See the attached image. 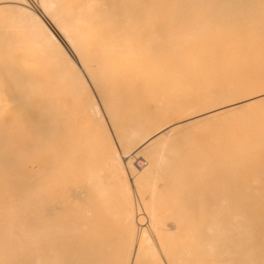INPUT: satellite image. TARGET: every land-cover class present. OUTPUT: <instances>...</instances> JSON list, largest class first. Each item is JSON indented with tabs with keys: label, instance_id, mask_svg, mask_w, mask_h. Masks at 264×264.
Returning <instances> with one entry per match:
<instances>
[{
	"label": "bare ground",
	"instance_id": "bare-ground-1",
	"mask_svg": "<svg viewBox=\"0 0 264 264\" xmlns=\"http://www.w3.org/2000/svg\"><path fill=\"white\" fill-rule=\"evenodd\" d=\"M0 264H264V0H0Z\"/></svg>",
	"mask_w": 264,
	"mask_h": 264
},
{
	"label": "rangeland",
	"instance_id": "rangeland-1",
	"mask_svg": "<svg viewBox=\"0 0 264 264\" xmlns=\"http://www.w3.org/2000/svg\"><path fill=\"white\" fill-rule=\"evenodd\" d=\"M34 1H36V0H29V3L31 4V5H33L34 6ZM90 85V84H89ZM91 89L93 90V88H92V86H91ZM93 93H94V91H93ZM95 97H96V100H97V102H98V104H99V107H100V109H101V114L103 115V119H104V121H103V124L105 125V127H106V130H107V132L109 133V135L111 136V138H112V140H113V142H114V145H115V147L117 148V150L119 151V153H121L122 154V158H123V165H124V168H125V170H126V172H127V175H128V178H129V182H130V184H131V186H132V188H133V204H134V207H135V213H136V215H137V218H139V217H141V218H139V220L137 219V227L139 228H146L147 227V223H148V220H147V216H146V214H145V210L142 208L143 207V204H142V200H141V197H140V194H138V192H136V190L134 189L135 187H134V185H133V179H132V176H131V174H130V172H133V170H135V169H141V168H144L145 167V165H146V160H145V154H138L137 156H134V153L133 152H129V153H123L122 152V149L120 148V144H119V141H118V135H116L117 133H115L114 132V130L111 128L112 126L110 125V123H109V120H108V118H107V116H106V114H105V111H104V108H103V106L101 105L102 103L100 102V100L98 99V97L95 95ZM69 99V98H68ZM67 99V100H68ZM62 100V99H61ZM60 100V101H61ZM70 101H72L73 103H72V105H76L75 106V110L72 108V110L70 109L71 107H69L68 105V103H66V107H67V109H69V110H64V109H66V107L64 108L63 106H61L62 108H63V110H62V115L63 116H65L66 117V119L65 120H69L68 119V117L70 118V114L68 115L67 114V111H68V113L69 112H71V114L73 115V117H71L70 119V122L68 121H64V123H63V127H66L67 126V124L69 123H72V124H74V126L72 127L73 128V130H74V132H73V130H72V128H71V124H70V126H67V127H69V130L71 129V131L75 134V136L77 135V137H78V140H79V138L81 137V135H78L80 132H79V130L81 129V133H85L84 131H87L88 133H91L92 132V130L90 129V128H92V126L90 125H88L89 123L91 124V121L89 120L88 121V115L86 114V112H83V110L82 109H80V106H78L79 104H78V101L76 100V99H74L73 98V100H71V98L69 99ZM68 100V101H69ZM64 101V103H65V99L63 100ZM75 101V102H74ZM57 103H58V99H57ZM62 104H63V102H61ZM76 103V104H75ZM59 104V109H60V102L58 103ZM70 106H71V102H70ZM77 106H78V109L80 110H77ZM61 108V109H62ZM74 110V111H73ZM60 111V110H59ZM64 111H66V113L64 112ZM59 113H61V112H59ZM85 114H86V116H85ZM61 115V114H60ZM59 115V116H60ZM71 115V116H72ZM58 116V117H59ZM68 116V117H67ZM60 118H61V116H60ZM59 118V119H60ZM64 118V117H63ZM59 121V120H58ZM60 121H63L62 119L60 120ZM67 124H66V123ZM89 122V123H88ZM65 124H66V126H65ZM60 126H62L61 125V122H60V124H59ZM87 125V126H86ZM59 126V127H60ZM80 128L81 126H83V129H82V127L79 129L78 127ZM89 126V127H88ZM66 127V128H67ZM89 128V129H88ZM60 129V131H62V129L61 128H58V130ZM64 129V128H63ZM85 129H87V130H85ZM68 130V128H67V130H63L62 131V133H63V135H61L62 137L65 135V138L67 137V134L70 132ZM64 131H65V133H64ZM66 132H68L67 134H66ZM71 132V133H72ZM76 132H79V133H76ZM86 132V133H87ZM70 133V136L72 137V134ZM80 133V134H81ZM87 133V134H88ZM73 134V135H74ZM69 135V134H68ZM85 135V134H84ZM90 135V134H89ZM89 135H87L86 136V138H85V136H82L81 137V140H79V142L77 141V143H76V141H75V139H76V137H72V139L74 138V140H72L73 142H75V143H73V144H79L81 141H85V140H87V138H89L90 136ZM69 136V138H71ZM68 138V137H67ZM65 140V139H64ZM67 141H68V139H66ZM71 140V139H70ZM69 142V141H68ZM71 142V141H70ZM69 142V143H70ZM82 144H84L83 142H81ZM80 143V144H81ZM88 143V142H87ZM132 154V155H131ZM128 158V159H127ZM104 165V164H103ZM16 164H14V168H16ZM101 170H102V173H103V175H104V177L105 176H107V174H106V172H105V170L103 169V167H102V165H101ZM12 174H14V176L12 175ZM10 176H11V180H9V181H6V182H8V183H6L7 185H5V188H6V190L8 191V192H10L11 194H10V196H11V201H12V203H13V205H14V207H15V205H17V206H19V207H21L22 208V201L19 199V197H17V194L15 193V190H14V179H18V181H21L22 179L18 176H16V173L15 172H13ZM210 175H206L205 176V179H207V177L208 178H210L209 177ZM17 177V178H16ZM201 177L202 176H199L198 178V180H200L201 179ZM219 177V176H218ZM193 178V177H192ZM192 178H189L188 179V181L191 179L192 180ZM196 178V177H195ZM211 178H213V180L214 181H216L217 180V178H216V176L214 175V177H213V175H212V177ZM228 178V177H227ZM230 179H229V181H227V182H222L221 181V183H222V187H221V185L219 186V184H217V186H219V187H221V189H217V187H215V182L213 181H210V182H212V183H210V182H208V183H210V184H212L213 185V187H215L216 189H217V191H219V193L220 192H222V191H225V192H227V188L225 187V184L227 183L228 184V189H229V185H230V183L232 182L231 180L233 179V178H231V177H229ZM150 179V182L149 181H147V182H149L148 184H149V187L151 188V189H154L153 188V186L151 185V183L154 185V183H155V181H154V183H153V181L152 180H156V177L154 176H151L150 178H148L147 180H149ZM152 179V180H151ZM194 179V178H193ZM202 179L203 180H200L199 182H201V181H203L201 184H200V186H196V184H193V183H197V178L195 179L196 181H194V180H192V182H191V187H190V185L189 186H187V188H189V189H194V190H188V191H191V192H193V191H200V192H202V190H204V186L202 187L203 189H199V187H201L202 185H208V183L207 182H204V176L202 177ZM216 179V180H215ZM220 179V178H219ZM219 179H218V181H219ZM223 179H225V178H222V180ZM160 180V182H158V177H157V180H156V182H157V184H159L160 183V185H159V187L161 186V192H163L164 191V188L165 187H163L162 185V182H164V180H162V179H159ZM221 180V179H220ZM228 180V179H227ZM226 181V180H225ZM190 182V181H189ZM10 183V184H9ZM206 183V184H205ZM220 183V182H219ZM220 183V184H221ZM190 184V183H189ZM210 184L208 185V189H207V185L205 186V188L208 190V192H210L211 190L212 191H214L215 189L212 187V188H209V186H210ZM11 185V186H10ZM211 185V186H212ZM158 186V185H157ZM156 186V184H155V187H157ZM197 188L196 190H195V187ZM210 186V187H211ZM234 190H235V187L233 186V184H231L230 185ZM162 187H163V189H162ZM225 187V188H224ZM158 188V187H157ZM157 188H156V191H157ZM186 188V189H187ZM13 189V190H12ZM205 189V191L207 192V190ZM210 189V190H209ZM214 189V190H213ZM230 190L229 189V191H231V192H233L234 190ZM160 190V189H159ZM158 190V192H160ZM183 190H184V188H183ZM182 191V190H181ZM180 191V192H181ZM187 191V190H186ZM205 191H203L204 193H205V196H206V192ZM228 191V192H229ZM183 192H185V190L184 191H182L181 193H183ZM202 192V193H203ZM230 192V193H231ZM223 193V192H222ZM208 194V193H207ZM15 195V196H14ZM204 195V194H203ZM178 199V198H177ZM137 207H138V209H137ZM20 208V209H21ZM206 208V207H205ZM18 209V208H17ZM139 228V229H140Z\"/></svg>",
	"mask_w": 264,
	"mask_h": 264
}]
</instances>
